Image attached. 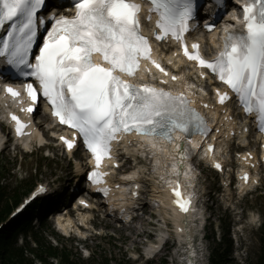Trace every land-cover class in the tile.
<instances>
[{"label": "snow or ice", "instance_id": "1", "mask_svg": "<svg viewBox=\"0 0 264 264\" xmlns=\"http://www.w3.org/2000/svg\"><path fill=\"white\" fill-rule=\"evenodd\" d=\"M150 4L147 19L151 21L152 13L157 16L155 39L179 42L183 57L210 70L227 85L245 113L257 116L259 130L264 132V0H250L242 6L244 31L225 28L223 47L212 59L205 58L198 42L189 47L185 38L197 11L195 0H150ZM44 6L46 0H0V28L6 27V34L0 37V57L6 59L0 77L33 78L34 83L24 85L31 101L27 111L34 112L43 98L52 115L73 130L72 139L61 137L68 149L74 147L77 137L82 138L95 162L89 174L93 183L103 182L107 173L99 171L100 166L105 158H113V142L119 143L125 136L144 138L142 145L146 143L154 152L167 151L158 149L155 138L166 141L175 145V155L182 152L175 133L186 137L193 132L209 134L206 118L192 107V100L183 91L173 93L164 87L132 82L143 62L172 82L180 79L154 58L149 37L142 31V5L137 0H73L74 15L52 12L51 29L33 63L30 57L38 34L37 12ZM216 23L213 19L204 26L213 31ZM152 67L145 66V72L151 75ZM10 73L15 76L6 75ZM161 83L167 85L169 80ZM4 91L14 98L21 96L11 85H5ZM217 96L220 104L230 98L228 92L219 90ZM11 119L17 134H25L27 124L14 114ZM212 149L209 144L208 150ZM184 159L181 155L180 164ZM215 167L221 165L216 163ZM244 179L247 181V174ZM46 191L44 186L38 189V193ZM100 191L107 195L109 189ZM172 191L178 198L176 206L188 212L191 201L181 202L180 192L176 188Z\"/></svg>", "mask_w": 264, "mask_h": 264}, {"label": "rangeland", "instance_id": "2", "mask_svg": "<svg viewBox=\"0 0 264 264\" xmlns=\"http://www.w3.org/2000/svg\"><path fill=\"white\" fill-rule=\"evenodd\" d=\"M42 154L43 152L41 153V155ZM59 155L60 154L58 153L57 157H59ZM39 159H40L39 154H37V157L35 155L29 156L28 154H22L21 156L17 157L16 160H14L12 157L10 159L9 157L0 158V168L2 170L1 181L3 182L4 186H6L7 188L6 192L9 194V196H12L15 190H17L19 187L21 188V191H25L27 187H29L31 183H33L35 180L43 179V180L50 181V179L48 178V175L51 173L54 174L56 177V176L64 175V173L67 172L66 170L67 164L64 160L54 161V163H52L53 160H50V161L42 162L43 167L40 168L41 173L39 174L38 170L35 169V165H37L36 162H39ZM203 175H206V172H204ZM44 177H47V179H45ZM208 184H211L210 180H208ZM153 186L154 185H152V188ZM214 186H215V183H212L210 185V187H214ZM242 207H244L245 209H249L248 211H251L252 213H254L255 219H257V215L259 214L261 215L264 212V182L261 188L257 192L249 195L245 199V201H243ZM211 212L213 213V215L218 214V216L220 217L225 216V214L221 211L220 207L214 204L211 207ZM224 220L230 222L231 225L235 227L234 229L238 228L240 230L239 224L245 222V215L244 214L234 215L232 213H227ZM220 223L222 224V221ZM246 225L247 224H245V226ZM205 232H207L206 234L207 236L209 235V238H207V240L203 242V245L206 246L207 248H210L212 246V240L210 239L211 229L209 225H207ZM45 233L48 235L49 232L46 231ZM43 236H45V234H43ZM121 238L125 239V242H119L116 239H109L108 236H106V237H103L102 239H97L96 241H91V240L88 241L87 246H88L89 251L90 252L93 251V253H95V256L97 258L103 254L106 255L107 257L114 256L116 258H121L126 252L129 253L131 251L132 245H129V242L134 243L135 241L133 239H135V236L132 235L131 237L129 236V233L126 230H123L121 233ZM246 238L247 237L245 236V240ZM238 240L240 241V237L238 238ZM42 242L46 243L45 237H43ZM50 242L52 245L58 247L59 249L61 248H66L68 250L72 249V253H74V243L73 242L64 241V240L62 241V243H58L55 240H50ZM248 242H250L251 247L256 246V239L254 240L253 237L251 241L248 240ZM97 244H99V247H97ZM235 244H239V243L235 242ZM140 245L142 244L140 243ZM169 254L163 253L159 257H156L151 262V264H159V261L162 258H164V256L165 258L167 257L166 259H168L167 264H175L171 261ZM25 255L28 258H31V254H29V252H25ZM72 255H73L74 260L81 259V257L78 255L77 256H75L74 254ZM232 256L234 258V261L236 262L237 260L239 261V257H237L236 253L233 254ZM96 262H94V264H96ZM111 264H114V262L111 261ZM130 264H144V262L136 261V262H130ZM238 264H245V262L243 260H240Z\"/></svg>", "mask_w": 264, "mask_h": 264}, {"label": "trees", "instance_id": "3", "mask_svg": "<svg viewBox=\"0 0 264 264\" xmlns=\"http://www.w3.org/2000/svg\"><path fill=\"white\" fill-rule=\"evenodd\" d=\"M6 193L4 188L0 185V220L4 217L5 213L9 209V202L6 201ZM18 195H16L13 200H16ZM27 220L19 219L16 220V224L18 226L23 225ZM14 230L4 229L0 232V264H24L23 260V249L15 248L11 241V233ZM264 234V231H263ZM224 241L217 246L214 247L211 257L210 264H229L228 253H229V245ZM58 250L56 248L49 247L47 250V254L49 255H57ZM41 257V255H38ZM103 264H109L108 260H103ZM59 264H76L72 262L69 257L62 253V260ZM164 264V263H162ZM254 264H264V235L261 239V247L260 253L258 254Z\"/></svg>", "mask_w": 264, "mask_h": 264}, {"label": "bare ground", "instance_id": "4", "mask_svg": "<svg viewBox=\"0 0 264 264\" xmlns=\"http://www.w3.org/2000/svg\"><path fill=\"white\" fill-rule=\"evenodd\" d=\"M36 139L38 140H41V136L40 134H38L36 137ZM156 143V142H155ZM157 146L159 148H162L161 147V144L159 143H156ZM168 151H156L154 152V155H153V161L155 162V167H154V170H155V174L157 175L158 179L155 180L153 179V188H152V196L154 198V200L157 202L156 203V209L158 211L159 214H161L163 217L166 216V214H168L167 212V207L163 201V197H162V193H163V182H167V181H173L175 177H173V174L177 172H180V167L178 166V159L176 156H173L172 154H170V149L173 148V146L171 147H165ZM166 155H170L169 158L166 157ZM166 157V158H165ZM179 167V168H177ZM175 169V171H174ZM190 170H186L184 173L186 175V178L189 179V176H190ZM136 173L134 172H131L130 174L126 175V177H133L135 176ZM172 184V183H171ZM126 184H124V186H122V191H123V194L126 195ZM120 195L122 197V192L120 190ZM129 204V201L128 200H125L123 202H120L119 205H122V206H125L127 207ZM81 220H83V217L81 218ZM65 226L67 228H70L72 225L70 223H66ZM183 233H186V230L183 232ZM189 235L190 234H185V235H182V233H179L177 234V240L179 242H181L182 240H186L187 242L189 241ZM154 250L152 249L151 246H149L145 252L147 255H150L152 254ZM188 253V256L187 257V260L190 262V264H193V261L191 260V257L193 256V248L190 247L187 251Z\"/></svg>", "mask_w": 264, "mask_h": 264}]
</instances>
